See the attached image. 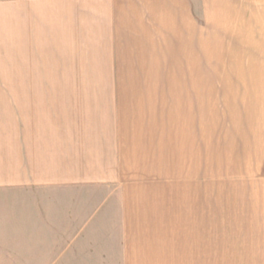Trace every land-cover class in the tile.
Listing matches in <instances>:
<instances>
[{
	"label": "crops",
	"instance_id": "0c3cea01",
	"mask_svg": "<svg viewBox=\"0 0 264 264\" xmlns=\"http://www.w3.org/2000/svg\"><path fill=\"white\" fill-rule=\"evenodd\" d=\"M260 29L264 0H0V86L49 88L0 125L16 264L199 262L202 47Z\"/></svg>",
	"mask_w": 264,
	"mask_h": 264
},
{
	"label": "rangeland",
	"instance_id": "374dc122",
	"mask_svg": "<svg viewBox=\"0 0 264 264\" xmlns=\"http://www.w3.org/2000/svg\"><path fill=\"white\" fill-rule=\"evenodd\" d=\"M234 9V20L247 12ZM256 9L248 7L250 29L257 26L251 22ZM206 19L202 16V25ZM249 34L264 36L261 29ZM247 42V47L229 40L219 49L202 47L201 191L210 187L215 195V222L214 230L207 231V224L201 227V251L193 255L200 261L177 264H264V38ZM13 78L10 71V83L16 82ZM48 89L0 86V125L17 127L23 90L48 95ZM7 194L12 196L7 199ZM21 195L16 189L0 190V208L6 213L12 209L0 214V264H16V233L8 230V218L15 220ZM110 259L105 264H121L117 255Z\"/></svg>",
	"mask_w": 264,
	"mask_h": 264
}]
</instances>
